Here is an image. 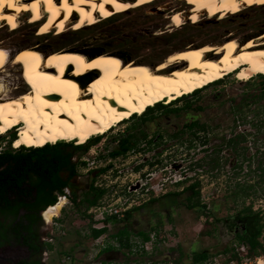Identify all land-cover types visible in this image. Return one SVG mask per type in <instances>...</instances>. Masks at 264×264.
<instances>
[{
  "label": "rangeland",
  "instance_id": "rangeland-1",
  "mask_svg": "<svg viewBox=\"0 0 264 264\" xmlns=\"http://www.w3.org/2000/svg\"><path fill=\"white\" fill-rule=\"evenodd\" d=\"M195 3L194 0H154L107 18L101 16L98 22L86 26L74 27L68 22L65 28L60 25L46 34L42 32L45 20L32 21L35 12H25L18 20L0 27V41L10 51L5 74L17 75L15 70L19 67L13 68L11 60L18 50L31 44L39 45L47 53L69 49L89 54L115 51L126 60L158 63L187 45L215 44L228 32L244 36L264 30V2L243 7L235 14L209 11L193 17ZM176 12L181 14V26L172 24ZM236 77L229 76L201 89L197 95L188 94L186 98L183 95L181 98L185 99L181 101L157 102L153 109L145 110L144 118L141 117L144 112L135 114L98 135V141L86 150H75L71 161L76 162L77 171L71 182L76 188L77 200L92 183L105 188L106 192L99 205L86 211L89 214L86 217L83 216L86 204L76 207L70 201L69 188L65 189L66 197L58 196L57 201L63 197L64 203L49 222L41 215L42 239L53 245L52 250L42 252L43 264H66L64 251L70 252L73 264H105L104 261L112 264H190L192 254L203 250L211 255L201 264H256L255 257H245L243 253H240L239 262L228 261L231 252L223 250L234 247L240 252V247L231 241V235L226 234L221 223L215 226L213 222L215 218L229 216L242 208V198L235 200L233 197L236 182H254V193H250L244 204L252 202L255 208H264L262 173L253 169L258 164L264 168L263 84L260 78L246 82ZM15 79L9 87L17 90L13 93L28 88L24 78ZM20 86H23L21 90L16 89ZM192 122L208 126L207 131L199 133V136L206 135V144H198L200 139L189 143L192 134L186 126ZM11 129L0 134V152L16 151L24 146H16L13 141L9 144L6 137L9 132L14 131L15 137L18 136L17 125ZM174 133L179 135L174 137ZM237 133L248 136L232 147L223 143L224 138ZM124 137H130V144L134 146L121 155L112 156L118 141ZM58 143L67 144L63 145L65 152L72 150L70 144H78L75 140L48 144ZM244 157L239 167L238 162ZM104 168L105 171H101ZM195 180L199 181L200 199L207 206L206 212L185 207L188 192L181 190ZM171 192H180L177 201L174 197L162 198ZM153 198L159 201L150 202ZM137 206L142 207L133 210L131 217L125 219L124 212ZM109 210L123 219L105 223ZM166 211L171 213L169 221ZM90 224L93 227L106 224L108 231L93 239ZM156 225H159L157 233L150 231L151 240L142 245L137 232H147ZM125 226L132 234L133 250L115 249L99 254L108 245L117 246L111 234ZM28 256L27 247L21 244L11 243L0 248V264H10Z\"/></svg>",
  "mask_w": 264,
  "mask_h": 264
},
{
  "label": "bare ground",
  "instance_id": "bare-ground-1",
  "mask_svg": "<svg viewBox=\"0 0 264 264\" xmlns=\"http://www.w3.org/2000/svg\"><path fill=\"white\" fill-rule=\"evenodd\" d=\"M153 1L0 0V27L34 11L32 21L44 19L42 32L46 34L60 25L65 28L68 22L74 27L86 26L98 22L101 16L107 18ZM194 1L193 17L209 11L235 14L243 7L264 2ZM172 17V24L182 25L179 12ZM9 54L0 41V134L17 125L16 146L42 147L59 140L83 144L157 102L170 103L235 69L239 68L236 76L241 79L264 72V30L244 36L228 32L215 44L187 45L158 63L126 60L115 51L89 54L69 49L47 53L31 44L12 58V67H19L16 77L5 74ZM14 78H24L28 88L13 93L17 90L9 87ZM63 203L62 197L48 206L42 212L45 221L49 222Z\"/></svg>",
  "mask_w": 264,
  "mask_h": 264
},
{
  "label": "trees",
  "instance_id": "trees-1",
  "mask_svg": "<svg viewBox=\"0 0 264 264\" xmlns=\"http://www.w3.org/2000/svg\"><path fill=\"white\" fill-rule=\"evenodd\" d=\"M160 107H168L161 106ZM153 109L148 107L146 111ZM135 115V114H134ZM146 112L141 116L144 118ZM197 122H192L187 127L192 133V138L200 139L197 136L194 127ZM204 127V126H203ZM179 134L174 133L177 137ZM98 137L87 140L83 144L73 145L71 151L65 152L63 145L67 144H46L42 147L22 146L18 150H3L0 152V248L11 243L21 244L27 247L29 256L19 259L10 264H43L42 252L52 250L53 245L42 239L40 233V222H42L41 211L45 210L57 202L59 195L67 196L65 189L71 191L70 201L77 207L81 203H85L83 216L86 217V211L100 203L101 198L106 189L96 186L93 183L90 188L83 193V197L77 200L76 188L71 179L76 175V162L71 161L72 154L75 150H86L91 143L98 141ZM207 141L205 137L203 143ZM118 148L111 155L118 156L131 149L134 145L130 144V137L121 138ZM233 138H224V144H233ZM101 171H105V168ZM66 173V175H65ZM190 191L185 198V205L189 209H199L204 207L200 200L199 181L195 180L185 188ZM246 190V188H245ZM180 192H172V196H178ZM245 196V193H244ZM248 196V194L246 195ZM156 198L150 200L155 201ZM243 199V209L238 212L237 217L246 221V230L236 235L238 247L244 246L245 251H235L234 247H227L223 252H231L228 261L235 259L239 262L243 253L245 257L264 256V219L258 211L252 209V204L245 205ZM146 205V204H145ZM142 206L130 208L124 212V218L129 219L132 211L140 209ZM60 218H56V220ZM117 218L115 214H109L105 217V223L122 220ZM90 235L93 239L100 237L108 231L106 224L101 227H93L90 224ZM156 227H152L149 231H139L141 244L151 240L150 231H154ZM111 237L116 241L117 246L108 245L104 247L99 254L109 252L115 249L133 250V241L131 232L125 227L119 229ZM64 256H70V252L64 251ZM210 253L207 250L196 251L192 254L190 264H201L205 262ZM105 264H112L104 261Z\"/></svg>",
  "mask_w": 264,
  "mask_h": 264
},
{
  "label": "flooded vegetation",
  "instance_id": "flooded-vegetation-1",
  "mask_svg": "<svg viewBox=\"0 0 264 264\" xmlns=\"http://www.w3.org/2000/svg\"><path fill=\"white\" fill-rule=\"evenodd\" d=\"M189 11V10H188ZM12 61V60H11ZM239 69V68H238ZM237 69V70H238ZM21 72H22V69H21ZM237 71H233V72H230V73H227V74H225L222 78H220V79H217V80H215V81H212V82H210V83H208L207 85H205V86H203V87H201V88H198V89H195L194 91H192V92H190V93H188L190 96H192V95H197L198 94V92L201 90V89H203V88H206V87H208V86H210V85H212V84H217V83H220L223 79H225V78H227V77H229V76H232V77H236V73ZM237 78V77H236ZM256 78H260L261 79V81H262V84H263V89H264V72H260V73H256V74H254L253 76H251L250 78H248V79H245L244 81H249V80H253V79H256ZM238 79V78H237ZM238 80H240V79H238ZM241 81V80H240ZM188 94H184V96L185 95H188ZM185 98H186V96H185ZM185 98H183V99H185ZM178 100L177 101H181V100H183L182 98H181V96L180 97H178L177 98ZM165 100H162V101H160V103L161 102H164ZM174 101H176V99L175 100H173V102ZM159 103V102H158ZM171 103V102H170ZM175 105V104H174ZM170 106H172V105H170ZM170 106H168V107H170ZM235 112H237V111H235ZM198 124V123H197ZM188 126V125H187ZM186 126V129H188V127ZM204 126V127H203ZM198 127V128H197ZM18 128V127H17ZM195 129H194V131H196V134H197V136H199V133H200V131H203V132H205V131H207V129H208V126L206 125V124H202V125H197V126H195L194 127ZM196 128L198 129V130H196ZM189 131H190V129H188ZM190 133H191V131H190ZM179 134V133H178ZM192 134V133H191ZM248 136V134H246V135H244V134H241V133H237V134H235V135H233L232 137H229V138H233L234 139V142H233V144H227L228 146H230V147H232L233 145H235V144H239V143H241L242 141H244L245 139H246V137ZM8 139H9V144L13 141V144H15V139H16V137H15V134H14V131H11V132H9V134L6 136ZM206 137V135H204V136H199V138H200V141L198 142V144H206L207 143V141L205 142V143H203V140H204V138ZM192 138V137H191ZM202 138V139H201ZM207 138V137H206ZM197 138H194L193 140H189L190 142V144H193V141H195ZM208 140V139H207ZM245 149V148H244ZM246 159V157H244V158H242L241 160H239L240 162H238V166L239 167H241V164H242V162L244 161ZM199 165V164H198ZM217 165V164H216ZM249 167H250V169H252L251 168V166L249 165ZM254 170L256 169V170H261V175H262V177H261V181H263L264 182V168L260 165V164H258L257 165V168L255 167V168H253ZM254 170H250V171H254ZM189 186V185H188ZM187 187V186H186ZM186 187H184V188H182V190L181 191H186V192H188L187 194H186V196H185V198L187 197V195H189V193H190V191H188V190H186L185 188ZM245 188H246V190H245ZM254 188H255V184H254V182H236V184H235V189H234V191H233V197H234V199L236 200L238 197H240V198H247V197H249L251 194L250 193H254ZM172 193V192H171ZM171 193H166V194H164L163 196H162V198L164 199V198H166V200L167 199H169V197H174V200H176L177 201V199H178V196H172L171 195ZM244 193H245V196H244ZM248 194V196H246ZM201 200V199H200ZM155 201H159V198H156L155 199ZM245 201V200H244ZM242 202H243V199H242ZM251 204H252V202H250ZM249 203V204H250ZM201 204L204 206V207H201V208H199V209H201L202 211H205L206 210V204H204L202 201H201ZM248 205V204H247ZM185 207L186 208H188L186 205H185ZM243 207H244V205L242 206V208L241 209H243ZM189 209V208H188ZM194 209V208H193ZM241 209H239V210H237L235 213H233V214H231V215H229V216H226V217H223V218H215V221H213L214 223H215V226H217L219 223H221L222 224V226L224 227V229L226 230V234H230L231 235V237H230V239H231V241L232 242H236V235L237 234H239V233H241V231L242 230H246V221L243 219V218H240V217H237V215H238V212L241 210ZM252 209L253 210H255V211H258L259 212V214L261 215V216H263V219H264V208H262V210L261 209H259V208H255L254 206H253V204H252ZM44 211V210H43ZM43 211H41V215H42V212ZM168 214H167V221H169L170 220V216H171V213H169L168 211H166ZM206 212V211H205ZM161 224V223H160ZM159 226V225H158ZM158 226L156 225V226H154V227H156V229L154 230V234H156L157 233V229H158Z\"/></svg>",
  "mask_w": 264,
  "mask_h": 264
},
{
  "label": "built area",
  "instance_id": "built-area-1",
  "mask_svg": "<svg viewBox=\"0 0 264 264\" xmlns=\"http://www.w3.org/2000/svg\"><path fill=\"white\" fill-rule=\"evenodd\" d=\"M64 197H66L65 195H64ZM109 214H112L113 212L111 211V210H109V212H108ZM114 213H118V210H114ZM103 219V218H102ZM240 250L243 252V251H245V247L244 246H241L240 247ZM255 260H256V264H264V256H262V255H260V256H257V257H255ZM73 260L71 259V257L70 256H66V260H65V263L66 264H73V262H72ZM97 264H101V263H97Z\"/></svg>",
  "mask_w": 264,
  "mask_h": 264
}]
</instances>
